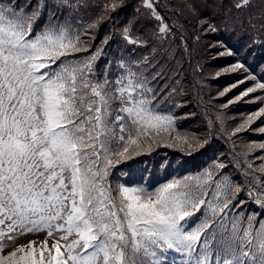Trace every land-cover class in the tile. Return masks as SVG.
<instances>
[{"label": "snow or ice", "instance_id": "obj_1", "mask_svg": "<svg viewBox=\"0 0 264 264\" xmlns=\"http://www.w3.org/2000/svg\"><path fill=\"white\" fill-rule=\"evenodd\" d=\"M122 4L109 0L105 12ZM186 6L200 34L220 31L198 0ZM88 7L0 0V264H264V142L237 151L232 140L264 118V75L240 60L222 69L245 73L218 93L239 90L222 108L259 104L231 131L222 113L209 121L231 141L229 162L217 156L158 184L146 175L132 180L133 165L153 147L182 140L191 155L210 140L178 126L192 114L177 110L187 103L177 99L182 67H165L169 38L180 30L165 0H140L137 16L119 26L132 48L112 59L113 34L97 44L93 31L112 17L84 23ZM141 9L152 41L136 32ZM224 19L264 33V8L257 13L254 0H232ZM216 43L224 46L216 56L237 54ZM253 43L264 47V37ZM137 47L150 50L137 58ZM252 130L264 134V126Z\"/></svg>", "mask_w": 264, "mask_h": 264}, {"label": "rangeland", "instance_id": "obj_2", "mask_svg": "<svg viewBox=\"0 0 264 264\" xmlns=\"http://www.w3.org/2000/svg\"><path fill=\"white\" fill-rule=\"evenodd\" d=\"M184 0H177V5L174 7H170V9H180L182 6H180L181 3H183ZM187 1V0H186ZM254 7L257 13L264 8V6L259 4V0H254ZM221 12V8L219 9ZM217 16L218 12L214 8L211 10V12ZM222 13V12H221ZM85 15L86 18H84L82 15ZM166 14V13H165ZM167 15V14H166ZM185 13L183 12V16ZM242 15H247V13H242ZM98 14L94 13L93 8L89 6L86 10L82 11L80 13V17L82 22L87 23L88 21L94 19ZM225 16L222 17H216V22L219 26H225L227 25V28L229 29V33L226 35V37H230V41L235 47L236 55L233 56L234 62L236 60H240L242 62H246L247 66L250 69H254L256 71L257 76L264 75V47L259 46V44L253 43V38L259 39L260 37H264V33H261L259 31L253 32L251 29L245 30L244 28H241L239 26H236L233 28V21L224 19ZM90 18V19H89ZM169 22L175 23L177 27L180 29L176 32L174 37L169 38L168 48L169 51L172 53V56L169 57V63L165 66L166 69L168 67H172L174 69H179L182 67L183 72L182 76L180 78V85L177 87L180 88L181 94L177 97V99L183 103L187 102L186 106L183 108L177 109L178 111H184L191 113L189 117L185 119H181L178 121V126L185 130L187 135L194 137L195 134L202 133V128H199L197 131L194 129L197 127L200 118L203 116V113L205 116H207V113L201 108L198 107L196 104V98L198 95V92L200 90L202 93H204V96L208 98V100L205 102V105L207 104L210 108H207V110L212 114L215 113H222L223 114V129L226 131H231L233 128H235L243 119L244 116L241 115L243 113H249L257 110L259 107L258 103H237L232 104L228 108H222L221 105H223L226 101H228L232 95H234L237 90H234L233 92L228 93V95L219 97L218 93L227 85L235 82L238 79H242L245 75L244 72H236V73H228L224 72L222 69L225 65L231 64V62H226L223 65H215L214 61L216 58L219 57H226L227 55L223 56H216L215 54L218 52L224 51V46L221 44H218L215 42H212L211 38V32L207 34H200L199 32V23L197 27L189 26L188 29L185 25H183L177 16L169 15ZM215 22V23H216ZM120 26V25H119ZM119 26H116V28L119 31ZM151 32L152 28L149 27ZM95 32L94 41L95 43H100L104 40L106 36L109 35V30L107 29H101L100 24L97 25L96 29L93 30ZM120 32V31H119ZM181 32H183L184 40H181ZM187 32H195L200 34V50L205 53L206 59L204 60V63L206 65V77L208 80H204V78H199L197 80H194L191 75L188 74L186 66L191 64L190 59V42H189V34ZM193 34V33H192ZM154 38L152 37V33L150 36H147L145 40L152 41ZM174 45V46H173ZM178 45L183 46L185 50V45L187 46L188 51L186 52L187 57L176 50L175 47ZM228 47L229 44H226ZM233 47V48H234ZM132 48L131 45H125L122 40L113 39V42L110 44L108 48L109 52V59H112L114 56H116L118 53H121L122 51L126 54L128 49ZM150 49L144 48V47H137L134 49L135 56L137 58L142 57L143 55L148 54ZM101 67L99 69V72L103 71V62H99ZM98 72V74H99ZM223 76H233L232 82H229L228 84L224 85L222 88H219L216 83H212L210 79H218ZM237 76V77H236ZM204 80V81H202ZM198 81H202L199 84H196ZM171 83V81H170ZM197 85L200 90L195 87L194 85ZM196 97L195 99L193 97ZM198 99V98H197ZM216 119V118H215ZM264 126V118L257 119L253 122L251 125V128H249L246 131H243L241 133H238L236 136L232 137V140H235L236 143V150L237 151H247L248 147L252 143H261L264 142V134H261L259 131H253L252 129H258L259 127ZM167 140H171V137H166ZM220 140L224 143V148L217 151L213 149L208 157L207 160L200 163L196 168H193L190 164H187L186 161L187 158H183L181 155L182 151L185 149L186 145L182 140H175L173 141L174 146H164L163 144L159 146L153 147L150 154H145L143 157H139L142 164L141 165H133L132 172L133 175L131 177L132 180H140L142 176H147L148 179H150L151 183L158 184L161 182H164L167 179L173 178V177H182L186 174H190L193 172H196L197 170L207 166L211 160L214 157L220 156L221 159H224L225 162H229V145L231 144V141L227 140L224 131H221L220 134ZM203 149V148H202ZM200 149L199 151H201ZM226 150V153L223 154V152ZM170 151H173L177 153V159L175 162L170 159L171 153ZM199 151H192V152H199ZM222 154V155H221ZM259 154V149L256 150V152L252 153V155ZM182 159L184 160V164L181 165V167H178L180 165V162ZM258 162V161H257ZM147 169L148 172L145 174L144 170ZM227 171H230L233 175H237L236 170L233 168L227 169ZM160 172L161 176L157 177L156 174ZM119 178V175L114 176L113 182L117 181Z\"/></svg>", "mask_w": 264, "mask_h": 264}, {"label": "trees", "instance_id": "obj_3", "mask_svg": "<svg viewBox=\"0 0 264 264\" xmlns=\"http://www.w3.org/2000/svg\"><path fill=\"white\" fill-rule=\"evenodd\" d=\"M109 0H88L89 6L93 8L94 13L98 15H111L112 19L110 20H104L100 23V28L101 29H107L109 30V35L113 34V39H120V32L116 28V26L122 25L125 21L132 19L133 17L137 16V9L140 7V0H123V4L115 11V12H105V5L108 3ZM167 3L168 7L164 10L165 13L169 15H174L177 16L179 21L185 25L188 29L190 28L189 26H194L197 27L199 21L196 15H194L189 8L186 6L187 1L184 0L183 3L180 4L182 8L180 9H170V7H174L177 5V0H165ZM232 5V0H198V7L200 8L201 13L205 15H211L212 19L216 22V17H222L225 16V13L231 8ZM216 9L218 14L217 16L211 12V10ZM221 8V12L220 9ZM141 14L139 17V23L136 26V32L137 34L140 32L144 33V39L147 38V36L151 35V30L147 23L144 21V16H146V12L144 9L140 10ZM183 12L185 15L183 16ZM82 15V14H81ZM84 18H86L85 15H82ZM90 19V18H89ZM217 27L220 29L219 32L217 33H210L212 42H215L217 40H222L225 42V44H229L230 46H233V44L230 41V37H226V35L229 33V29L225 28V26H219L216 22ZM193 33V34H192ZM187 32L189 34V42H190V59H191V64L186 66L187 72L189 75L194 80H197L199 78H204V80H208L206 77V65L204 63V60L206 59L205 53L200 50V39L197 41L194 39L195 36L200 35L195 32ZM174 46V45H173ZM234 47V46H233ZM232 49L235 50V47ZM178 52L183 53L186 57L187 54L183 48V46L180 47L178 45L175 47ZM103 62V61H102ZM226 62H231L233 63V56H226V57H219L216 58L214 63L215 65H223ZM195 69V71H194ZM237 77V76H236ZM233 76H223L218 79H210L212 83H216L219 88H222L224 85L228 84L229 82H232ZM202 80V81H204ZM202 81H198L196 84L201 83ZM194 85L197 87L199 90L200 88L197 85ZM194 99L196 98L195 96L193 97ZM198 98V99H197ZM196 98V104L198 107H201L206 113L207 116L203 113V116L200 118L199 123L197 127L194 129L197 131L199 128H202V133L200 134H195V139L199 140H204V139H209L210 143L204 147L201 151L199 152H192L191 155H188L185 153L183 150L181 155L183 158H187L188 160L186 161L187 164H190L193 168H196L200 163L204 162L205 160L208 159L211 151L213 149L221 150L224 148V143L220 140V134H221V126L219 123H216L214 126L210 124L209 121H215L216 119V114L215 113H210L207 108H210L207 104L205 105V102L208 100L206 96H204V93L200 90L198 92ZM211 109V108H210ZM212 110V109H211ZM217 150V151H219ZM171 157L170 159L175 162L177 159V153L170 151ZM226 153V150L223 152V154ZM143 157V156H142ZM184 160L182 159L180 162V165L178 167H181L182 164H184ZM142 162L140 158L137 159V162L134 164L135 165H141ZM134 172V171H133ZM117 176L119 173L116 174ZM157 177L161 176V173L158 172L156 174ZM115 181L113 182L115 184Z\"/></svg>", "mask_w": 264, "mask_h": 264}]
</instances>
